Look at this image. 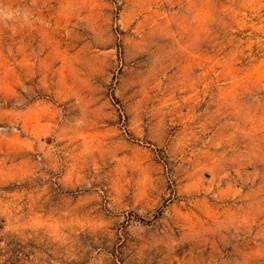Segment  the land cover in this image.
Instances as JSON below:
<instances>
[{"label": "rangeland", "instance_id": "374dc122", "mask_svg": "<svg viewBox=\"0 0 264 264\" xmlns=\"http://www.w3.org/2000/svg\"><path fill=\"white\" fill-rule=\"evenodd\" d=\"M0 264H264V0H0Z\"/></svg>", "mask_w": 264, "mask_h": 264}, {"label": "clouds", "instance_id": "9594fccd", "mask_svg": "<svg viewBox=\"0 0 264 264\" xmlns=\"http://www.w3.org/2000/svg\"><path fill=\"white\" fill-rule=\"evenodd\" d=\"M2 14L9 17V18H11V16L13 15V13H11V12H2Z\"/></svg>", "mask_w": 264, "mask_h": 264}]
</instances>
